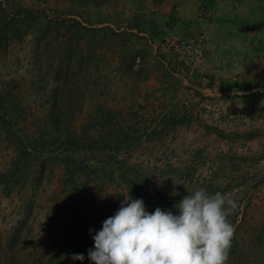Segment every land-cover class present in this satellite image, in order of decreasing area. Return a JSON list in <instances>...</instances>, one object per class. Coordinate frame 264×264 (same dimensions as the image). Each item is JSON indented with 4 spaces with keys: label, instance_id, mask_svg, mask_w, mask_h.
<instances>
[{
    "label": "rangeland",
    "instance_id": "374dc122",
    "mask_svg": "<svg viewBox=\"0 0 264 264\" xmlns=\"http://www.w3.org/2000/svg\"><path fill=\"white\" fill-rule=\"evenodd\" d=\"M208 3L0 0V264H92L127 193L199 188L238 204L228 264H264V94L208 81Z\"/></svg>",
    "mask_w": 264,
    "mask_h": 264
},
{
    "label": "clouds",
    "instance_id": "9594fccd",
    "mask_svg": "<svg viewBox=\"0 0 264 264\" xmlns=\"http://www.w3.org/2000/svg\"><path fill=\"white\" fill-rule=\"evenodd\" d=\"M174 207L176 214L159 207L150 213L142 199L127 193L92 236L88 260L92 264H228L235 233L228 217L238 209L236 200L199 188ZM71 259L85 257L73 254Z\"/></svg>",
    "mask_w": 264,
    "mask_h": 264
},
{
    "label": "crops",
    "instance_id": "0c3cea01",
    "mask_svg": "<svg viewBox=\"0 0 264 264\" xmlns=\"http://www.w3.org/2000/svg\"><path fill=\"white\" fill-rule=\"evenodd\" d=\"M208 1L203 23L208 81L214 73L221 90L231 81L240 86L238 93L264 94V0Z\"/></svg>",
    "mask_w": 264,
    "mask_h": 264
}]
</instances>
